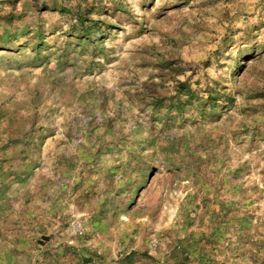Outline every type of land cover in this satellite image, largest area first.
<instances>
[{"label":"rangeland","instance_id":"obj_1","mask_svg":"<svg viewBox=\"0 0 264 264\" xmlns=\"http://www.w3.org/2000/svg\"><path fill=\"white\" fill-rule=\"evenodd\" d=\"M0 264H264V0H0Z\"/></svg>","mask_w":264,"mask_h":264},{"label":"crops","instance_id":"obj_2","mask_svg":"<svg viewBox=\"0 0 264 264\" xmlns=\"http://www.w3.org/2000/svg\"><path fill=\"white\" fill-rule=\"evenodd\" d=\"M140 262H144V260L143 261H140Z\"/></svg>","mask_w":264,"mask_h":264}]
</instances>
